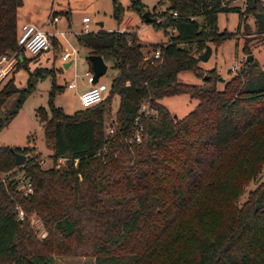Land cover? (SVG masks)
Returning <instances> with one entry per match:
<instances>
[{
    "label": "trees",
    "instance_id": "1",
    "mask_svg": "<svg viewBox=\"0 0 264 264\" xmlns=\"http://www.w3.org/2000/svg\"><path fill=\"white\" fill-rule=\"evenodd\" d=\"M236 1L166 0L156 12L161 0L151 13L133 0L142 21L148 12L147 24L167 36L152 45L151 56L128 30L77 34L90 69L88 56L99 55L118 74L106 99L73 114L52 103L56 69L29 72L24 61L17 63L16 71L28 72L26 87L12 79L0 86V109L15 96L14 108L0 116V130L37 82L52 76L48 107L35 115L53 165L42 167L32 145L0 146V264H52L55 255H89L94 264H264V179L239 203L264 165V70L245 60L223 90L214 86L216 73L201 85L178 81L181 72L199 77L198 55L227 38L217 29L219 12H236L240 23L252 16L254 30L245 34L264 45L263 3ZM22 4L0 0V56L18 49ZM122 12L113 0L114 18ZM243 51L250 54L247 43ZM182 94L197 104L179 118L160 100ZM106 113L112 135L105 131ZM137 128L141 140L129 144ZM16 152L26 155L24 165L15 164ZM60 158L63 169L56 168ZM24 180L31 182L29 193ZM30 213L40 218L44 237L29 223Z\"/></svg>",
    "mask_w": 264,
    "mask_h": 264
},
{
    "label": "rangeland",
    "instance_id": "2",
    "mask_svg": "<svg viewBox=\"0 0 264 264\" xmlns=\"http://www.w3.org/2000/svg\"><path fill=\"white\" fill-rule=\"evenodd\" d=\"M122 7V17L118 21L113 16V0H23L22 6L18 10V20L20 23L24 20H31L33 24H41L45 31L54 35L56 43L48 53L31 57L25 52L23 60L27 68L32 65L29 72L36 69H56L55 79L58 90L52 96V103L56 107H61L67 114H73L77 109H81V105L77 98V94L87 87L86 72L89 71V65L86 60L87 52L85 49L79 48L76 43L75 33L83 27L82 18L89 17L90 30H121L124 29L136 33L140 38V42L145 45L144 52L147 56L152 55V45L166 43L167 36L163 34L161 29H156L152 25L144 23L140 14L132 8L133 0H116ZM146 7V11L151 12L153 7L158 6L161 0H140ZM162 5L157 10L163 11L167 7L166 0H162ZM264 5V0H261ZM243 0H238L233 5H242ZM56 16L58 22L56 28L52 29L46 26V21ZM130 21L127 25L126 23ZM26 22V23H31ZM45 22V23H44ZM102 22L100 28L96 23ZM37 26V25H36ZM38 26V27H41ZM217 29L219 33H226L228 36L225 40L218 44L211 45L212 54L210 58L199 62L201 68L200 76L196 77L191 72H181L178 75V81L185 84L201 85L203 77L217 75L214 86L217 90L224 89V82L232 78L236 72L232 71V66L240 57H246L243 47L248 44L250 54L253 55L254 61L264 70V45H259L254 40H250L252 35L245 34L254 30V19L252 16L245 18L241 23L236 12H219L217 14ZM250 40V41H249ZM64 52L71 53L73 59L72 65L66 70L62 68L60 55ZM31 57V58H29ZM23 58V56H21ZM54 61L55 66L48 63ZM107 64V63H106ZM108 68L98 82L104 83L107 90L102 94V100L109 95L112 79L118 74V71L111 67V63L107 64ZM215 71V72H214ZM16 74V75H14ZM28 73L16 66L11 72L0 81L2 86L6 81L12 79L15 86L25 88ZM76 82L74 89L67 87L68 83ZM52 90V76L48 75L41 79L35 85L34 92L24 100L17 114L0 130V146H16L32 145L39 154V162L42 167L47 168L53 165L51 160V151L45 144L42 123L35 115V110L39 107H48V94ZM160 103L169 109V111L177 117H183L192 110L197 101L190 98L187 94L165 97ZM118 98L113 97L111 100V110L117 108ZM15 106V96L11 97L0 109V116L13 109ZM112 114H105L104 127L111 122ZM66 166V160L60 158L57 161L56 168L63 169ZM21 172L18 173L21 176ZM264 179V165L257 176L252 179L244 189L243 194L239 198V203L247 198L248 191L253 189L261 180ZM22 186V185H21ZM29 223L36 229L39 238L46 235V231L42 225L40 218L35 213L28 215ZM52 264H94V258L89 255H55Z\"/></svg>",
    "mask_w": 264,
    "mask_h": 264
},
{
    "label": "built area",
    "instance_id": "3",
    "mask_svg": "<svg viewBox=\"0 0 264 264\" xmlns=\"http://www.w3.org/2000/svg\"><path fill=\"white\" fill-rule=\"evenodd\" d=\"M156 12H160L156 10ZM58 18L53 16L46 21V26L54 28ZM82 29L78 33H89L96 32L90 30V19L89 17L82 18ZM118 32H123V30H116ZM51 34L45 31L42 27H38L33 23H23L19 28V34L17 38L18 49L0 56V81L5 78L11 70L21 62L23 54L25 52L29 53L31 56L36 57L43 53L48 52L52 45L50 41ZM161 49H156L153 53V57L158 59L160 57ZM70 54L65 53L61 56L62 61H67ZM246 60V57H240L234 66H232V71L238 72L240 65ZM87 82L90 84V87L78 95V100L82 108L90 107L102 101V94L107 90V87L104 83L96 82L93 84V73L88 72L86 74ZM68 88H74L75 84L70 83L67 85ZM142 110L151 112V109H148L147 106H143ZM115 109L113 110V113ZM107 135H112L114 133V126L110 122L105 128ZM127 142L132 144L134 142H139L141 140V130L137 128L134 133L128 137ZM24 193H29L32 191V185L29 180H24L22 186ZM24 212L21 208H18L17 217L23 218Z\"/></svg>",
    "mask_w": 264,
    "mask_h": 264
},
{
    "label": "water",
    "instance_id": "4",
    "mask_svg": "<svg viewBox=\"0 0 264 264\" xmlns=\"http://www.w3.org/2000/svg\"><path fill=\"white\" fill-rule=\"evenodd\" d=\"M142 18L144 19L145 23L150 22V17L148 16V12H144L142 14ZM97 25L101 28L103 26L102 22L97 23ZM212 54V47L210 45H206L205 49L202 53L198 55V60L205 62L207 61ZM88 59L90 61V66H91V71L93 73V84L98 82L99 78L104 75L107 71V64L104 62L101 56L99 55H89ZM253 60V55L249 54L246 56V61L251 62ZM73 63V60H69L68 62L62 63V68L63 69H68ZM206 79V77H204ZM26 162V155L20 152L15 153V164L17 166L24 165ZM18 222L22 223V218H18Z\"/></svg>",
    "mask_w": 264,
    "mask_h": 264
},
{
    "label": "crops",
    "instance_id": "5",
    "mask_svg": "<svg viewBox=\"0 0 264 264\" xmlns=\"http://www.w3.org/2000/svg\"><path fill=\"white\" fill-rule=\"evenodd\" d=\"M59 21V20H58ZM57 21V22H58ZM26 22H31V20H24V21H22L21 23H20V21L18 20V25H19V27L23 24V23H26ZM56 22V23H57ZM130 21H128L127 23H126V25L129 23ZM31 23H33V22H31ZM45 23V22H44ZM99 23V22H98ZM35 24V23H34ZM97 24V23H96ZM35 25H37V26H41V25H44L43 23H41V24H35ZM42 27V26H41ZM43 29H44V27H42ZM54 28H56V24H55V27ZM54 28H52V29H54ZM45 30V29H44ZM121 30H123L124 31V29H121ZM81 31V30H80ZM80 31H78V32H76L75 33V36L80 32ZM108 31H111V30H109L108 29ZM51 37H54V35H51ZM52 48V47H51ZM46 53H48V52H46ZM65 53H69V52H64V53H62L59 57H60V61L62 62V63H64V61H62L61 60V56L63 55V54H65ZM43 54H45V53H43ZM43 54H41V55H43ZM70 54V56H69V58L67 59V61H65V62H68L69 60H71V53H69ZM31 57H33V56H31ZM31 57H29V58H31ZM39 57H40V55H39ZM26 57H25V55H23V59H22V62H23V60L25 59ZM73 60V59H72ZM48 63L49 64H53L54 66H55V63H54V61H52V62H50L49 60H48ZM31 67L28 69V71H30L33 67H32V65H30ZM21 70H23V69H21ZM27 72V71H26ZM88 72H92L91 71V69L89 68V71ZM88 72H86V74L88 73ZM28 73V72H27ZM14 75H16V74H14ZM70 83H74L75 84V87H76V82H70ZM70 83H68V84H70ZM74 87V88H75ZM90 87V84L87 82V87H86V89H88ZM74 88H71V89H74ZM70 89V88H69ZM85 89V90H86ZM84 91V90H83ZM83 91H81V92H83ZM81 92H79L77 95H79ZM77 98H78V96H77ZM24 146V145H23Z\"/></svg>",
    "mask_w": 264,
    "mask_h": 264
}]
</instances>
